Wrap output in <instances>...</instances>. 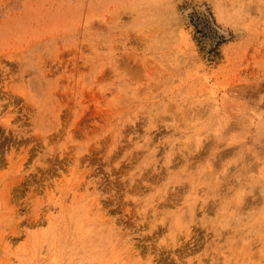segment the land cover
<instances>
[{
	"label": "rangeland",
	"instance_id": "374dc122",
	"mask_svg": "<svg viewBox=\"0 0 264 264\" xmlns=\"http://www.w3.org/2000/svg\"><path fill=\"white\" fill-rule=\"evenodd\" d=\"M0 264H264V0H0Z\"/></svg>",
	"mask_w": 264,
	"mask_h": 264
},
{
	"label": "bare ground",
	"instance_id": "6f19581e",
	"mask_svg": "<svg viewBox=\"0 0 264 264\" xmlns=\"http://www.w3.org/2000/svg\"><path fill=\"white\" fill-rule=\"evenodd\" d=\"M247 216V215H246ZM259 227V226H258ZM239 235V234H238ZM77 244V243H76ZM137 256V255H136ZM164 258V257H163ZM162 260V259H161ZM141 262H143L142 260H141Z\"/></svg>",
	"mask_w": 264,
	"mask_h": 264
}]
</instances>
